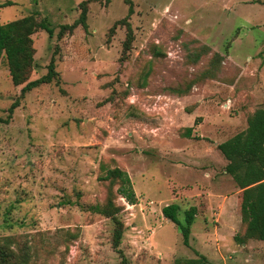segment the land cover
<instances>
[{
    "label": "rangeland",
    "instance_id": "obj_1",
    "mask_svg": "<svg viewBox=\"0 0 264 264\" xmlns=\"http://www.w3.org/2000/svg\"><path fill=\"white\" fill-rule=\"evenodd\" d=\"M82 1L0 0L9 4L0 7L1 24L34 15L54 30L31 36L29 80L43 76L52 57L60 76L21 96L23 85L11 83L0 60V117L18 102L0 123V236L26 234L33 247L44 245L32 264H122L112 221L84 209L105 201L103 165L124 171L135 196L129 204L119 184L112 186L122 207L124 264L199 255L206 264H264V241L234 240L244 232L237 196L216 202L206 193L216 183L224 192L231 187L217 145L244 131L247 116L264 106V0H88L87 30L58 38ZM129 6L133 41L120 64L126 29L110 28ZM201 46L207 53L191 65L188 54ZM213 53L223 55L216 79L186 95L169 91L195 78ZM172 203L180 221L196 208L188 247L162 216ZM66 230L77 238L65 243Z\"/></svg>",
    "mask_w": 264,
    "mask_h": 264
},
{
    "label": "trees",
    "instance_id": "obj_2",
    "mask_svg": "<svg viewBox=\"0 0 264 264\" xmlns=\"http://www.w3.org/2000/svg\"><path fill=\"white\" fill-rule=\"evenodd\" d=\"M88 3L89 1L85 0L79 4V17L72 24L60 25L57 33L58 38L64 34H72L78 26L87 30ZM8 5L4 3L0 7ZM132 14L133 9L129 6L127 15L123 19L117 20L110 28V32H113L117 26L126 29V36L121 49L122 54L119 58L120 64L128 59L133 41V32L129 22ZM40 29L45 30L49 37L54 34V30L46 20L37 21L34 15L25 16L5 24L0 23V60L2 57L6 59L11 83L14 86L23 85L21 96L41 85L60 82L54 57L47 64V71L43 76L36 80H29L30 74L36 67L35 50L31 36ZM227 49L228 47L225 46L223 51L227 53ZM207 50L205 46L195 48L188 54L187 62L195 65L207 53ZM156 54L159 53L155 51ZM222 60V54L213 53L207 67L195 78L186 81L183 86L179 85L169 89V91L178 96L186 95L194 84L205 79H216L221 69ZM17 106V101L11 103L7 109L8 115L5 118L0 117V123L7 124ZM246 125L244 131L217 145V150L226 162L224 172L239 189L237 212L241 217L244 232L241 235H236L234 240L240 244L250 239L264 241V106L257 108L247 116ZM191 130L192 128H186L187 136L190 135ZM100 170L104 173L100 180L107 182L105 201L103 204L84 206V209L91 214H97L112 221L111 245L122 257L121 262L124 264V258L119 249L124 232V225L119 217L122 207L115 204L112 186L115 183L119 184L117 194L129 204L135 203V196L124 171L117 167L108 169L103 165L100 166ZM179 209V205L172 203L164 206L161 213L179 230L183 245L188 247L190 228L197 212L195 207H190L185 211L184 221H180L178 218ZM65 234V243L77 238V233H71L69 230H66ZM42 250H44V245L40 244L33 247L30 237L26 234L0 236V264H32L33 258ZM206 262V258L199 255L197 259H176L174 264H206Z\"/></svg>",
    "mask_w": 264,
    "mask_h": 264
},
{
    "label": "crops",
    "instance_id": "obj_3",
    "mask_svg": "<svg viewBox=\"0 0 264 264\" xmlns=\"http://www.w3.org/2000/svg\"><path fill=\"white\" fill-rule=\"evenodd\" d=\"M223 174H225V172H223ZM225 176H226V174H225ZM223 179H225V178L223 176H221L220 180L223 181ZM231 182H232V179H231ZM232 184H234V182L231 183V187L228 190H226L225 192L220 190L221 188H223L225 186L223 183H222V185L218 184V183L215 184L217 186H220L219 187L220 189H218L217 186H214L212 184V186H214V188L206 190V193H208L210 195L209 200L216 201V202L221 200L223 202H226L229 198H232V200L235 201L237 199L236 196H238L239 189L237 187H234V185H232Z\"/></svg>",
    "mask_w": 264,
    "mask_h": 264
}]
</instances>
